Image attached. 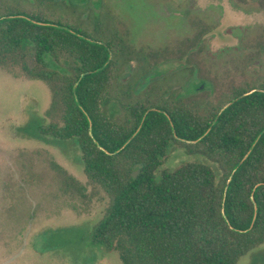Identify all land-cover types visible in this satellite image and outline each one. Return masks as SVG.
Returning <instances> with one entry per match:
<instances>
[{"label": "trees", "instance_id": "16d2710c", "mask_svg": "<svg viewBox=\"0 0 264 264\" xmlns=\"http://www.w3.org/2000/svg\"><path fill=\"white\" fill-rule=\"evenodd\" d=\"M117 30L92 43L14 21L0 33V66L49 86L63 117L39 134L73 141L85 175L109 196L93 248L122 264H238L264 244V93L201 112L163 79L146 81L157 64L128 71L133 52ZM175 146L207 163L164 168Z\"/></svg>", "mask_w": 264, "mask_h": 264}, {"label": "rangeland", "instance_id": "374dc122", "mask_svg": "<svg viewBox=\"0 0 264 264\" xmlns=\"http://www.w3.org/2000/svg\"><path fill=\"white\" fill-rule=\"evenodd\" d=\"M89 1L88 38L106 40L117 27L133 52L128 71L157 64L146 81L163 79L201 112L264 87V0ZM58 19L80 26L78 17ZM62 117L45 82L0 66V264H122L90 244L110 198L85 175L77 145L37 130ZM193 161L207 163L175 146L164 168ZM238 264H264V244Z\"/></svg>", "mask_w": 264, "mask_h": 264}, {"label": "flooded vegetation", "instance_id": "af4514ba", "mask_svg": "<svg viewBox=\"0 0 264 264\" xmlns=\"http://www.w3.org/2000/svg\"><path fill=\"white\" fill-rule=\"evenodd\" d=\"M95 9L103 13L102 5L95 4ZM91 11L89 0H0V33L5 31L11 22L23 21L38 27L73 29L59 21V16L78 17V29L84 26L85 17ZM96 22V23H94ZM89 26L96 31L97 21ZM87 26V25H86ZM86 26H84L86 28ZM96 33V32H95ZM97 34V33H96ZM81 35V34H80ZM83 36V35H81ZM89 39L87 36H83ZM3 43L0 42V45Z\"/></svg>", "mask_w": 264, "mask_h": 264}, {"label": "water", "instance_id": "95a60500", "mask_svg": "<svg viewBox=\"0 0 264 264\" xmlns=\"http://www.w3.org/2000/svg\"><path fill=\"white\" fill-rule=\"evenodd\" d=\"M56 28H57V29L64 30V31H67V32H70V33H73V34L77 35L78 37H80V38H82V39H87V38L81 36V35L78 34V33H74V32H73L72 30H70V29L62 28V27H60V26H58V27H56ZM87 40L90 41V42H92V43H96V42H94V41H92V40H90V39H87ZM110 57H111V55H110ZM201 89H203V87H200V90H201ZM254 92L264 93L263 91H252V92H250V93L244 95L243 97H245V96H247V95H250V94H252V93H254ZM243 97H241V98H243ZM239 99H240V98H239ZM239 99H237V100H235V101H233V102L227 104V105L222 109V111L220 112V114H221L226 108H228L229 106H231L232 104H234V102L238 101ZM148 112H150V111H148ZM158 112H160V111H158ZM160 113H161V112H160ZM147 114H148V113H147ZM220 114H219V116H220ZM188 143H189V142H188ZM194 143H195V142H194Z\"/></svg>", "mask_w": 264, "mask_h": 264}]
</instances>
